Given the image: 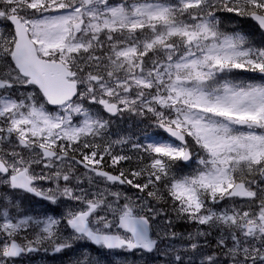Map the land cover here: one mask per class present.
Here are the masks:
<instances>
[{"label": "snow or ice", "instance_id": "obj_1", "mask_svg": "<svg viewBox=\"0 0 264 264\" xmlns=\"http://www.w3.org/2000/svg\"><path fill=\"white\" fill-rule=\"evenodd\" d=\"M226 16L264 32V0H0V264H264V46Z\"/></svg>", "mask_w": 264, "mask_h": 264}, {"label": "rangeland", "instance_id": "obj_2", "mask_svg": "<svg viewBox=\"0 0 264 264\" xmlns=\"http://www.w3.org/2000/svg\"><path fill=\"white\" fill-rule=\"evenodd\" d=\"M120 150H121L120 147H117L116 151L119 152ZM195 166H196V164H195ZM0 191H4V189H0ZM59 208H61V207H59ZM186 224L188 225V223H185V225ZM189 227H191V226H187V228H189ZM177 229H180V227H178L175 224L174 230L179 232ZM87 244H88L87 241H77L74 243V245L71 248L65 249L63 252L71 254L70 258H67V257L65 258V262L61 261V255L53 258V256L51 255L53 252L50 249L48 251L49 257L48 256H42V255H37V256L31 257V258L26 257L24 259L23 264H69V263H73V262H74V264H76V262L78 260L84 259L85 256H88L90 258L98 257V254H95V256H94V254L89 252L90 249L87 247ZM101 255L102 256L99 258L101 260V264H103V262L105 260L111 259L109 254L104 252V251H102ZM46 258H48V260ZM137 264H143V261L139 260V258H137ZM149 264H158V262L155 260L154 257H152L149 260Z\"/></svg>", "mask_w": 264, "mask_h": 264}, {"label": "flooded vegetation", "instance_id": "obj_3", "mask_svg": "<svg viewBox=\"0 0 264 264\" xmlns=\"http://www.w3.org/2000/svg\"><path fill=\"white\" fill-rule=\"evenodd\" d=\"M25 201V200H24ZM39 205V204H38ZM31 212L33 213H41L40 210H39V207L35 208L34 210H30ZM48 253L47 251H44L43 248H41V250L38 252V254H31L30 256L28 257H33V255H42V256H46ZM56 254V256L58 257L59 255H61V261L62 262H65V258L66 257H69L70 255L68 253H64V252H60V253H54ZM48 260V258H46Z\"/></svg>", "mask_w": 264, "mask_h": 264}, {"label": "trees", "instance_id": "obj_4", "mask_svg": "<svg viewBox=\"0 0 264 264\" xmlns=\"http://www.w3.org/2000/svg\"><path fill=\"white\" fill-rule=\"evenodd\" d=\"M125 125V122H123V125ZM124 151V154H128V155H135L132 151H127L126 149L123 150ZM136 164H135V161H133L131 164H128V163H124L123 164V167L125 168H128V167H135ZM108 171H115L114 169H111V168H108L107 169Z\"/></svg>", "mask_w": 264, "mask_h": 264}, {"label": "bare ground", "instance_id": "obj_5", "mask_svg": "<svg viewBox=\"0 0 264 264\" xmlns=\"http://www.w3.org/2000/svg\"><path fill=\"white\" fill-rule=\"evenodd\" d=\"M70 256H71V254H69ZM67 258H69V257H67Z\"/></svg>", "mask_w": 264, "mask_h": 264}]
</instances>
